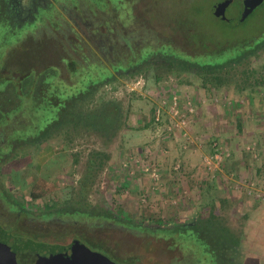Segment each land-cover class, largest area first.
I'll use <instances>...</instances> for the list:
<instances>
[{
	"label": "flooded vegetation",
	"instance_id": "flooded-vegetation-1",
	"mask_svg": "<svg viewBox=\"0 0 264 264\" xmlns=\"http://www.w3.org/2000/svg\"><path fill=\"white\" fill-rule=\"evenodd\" d=\"M236 2L209 12L227 21ZM166 4L0 0V233L15 249L44 258L77 241L114 264H244L250 220L211 138H240L258 117L264 30L243 45L192 42L193 24L161 22ZM150 96L200 115L220 156L212 185L173 212L142 204L124 174Z\"/></svg>",
	"mask_w": 264,
	"mask_h": 264
},
{
	"label": "rangeland",
	"instance_id": "rangeland-1",
	"mask_svg": "<svg viewBox=\"0 0 264 264\" xmlns=\"http://www.w3.org/2000/svg\"><path fill=\"white\" fill-rule=\"evenodd\" d=\"M217 1L220 0H166V5L157 8V15L164 23H179L184 19L190 26L193 24L195 33L189 40L213 47L230 42L243 45L248 43L243 41L255 38L264 30V4L261 9L253 10L239 0L227 14L230 19L220 21L209 12V7ZM33 60H38V57ZM158 104L155 96L144 102L140 125L130 134L126 145L124 174L142 204L151 210L166 213L175 211L180 204H187L203 193L212 185V177L217 178L219 172L213 168L208 170L203 163V159L212 156V153L208 131L200 122L201 116L194 115L184 104L163 110L156 107ZM152 105L158 111V123L153 121ZM175 111L177 116L173 115ZM257 114L254 123L235 141L230 139L223 144L220 136L211 139L230 154L222 171L225 177L229 172L234 173L235 181L239 183L234 195L238 197L239 210L246 213L250 220L252 235L247 240L264 250V201L253 199L246 189L247 183L254 177L253 169L262 162L259 155L264 144L255 137L259 138L264 128V103ZM182 116L184 125L179 119ZM247 146L253 148L252 153L246 150ZM238 163H242L243 173L234 172ZM176 164L180 166L178 172L172 171ZM144 168L149 171L144 173Z\"/></svg>",
	"mask_w": 264,
	"mask_h": 264
},
{
	"label": "water",
	"instance_id": "water-1",
	"mask_svg": "<svg viewBox=\"0 0 264 264\" xmlns=\"http://www.w3.org/2000/svg\"><path fill=\"white\" fill-rule=\"evenodd\" d=\"M263 0H243L244 3L255 8ZM231 1H225L213 7L216 16H222L220 8L227 6ZM232 3V2H231ZM10 237L0 233V264H114L97 252H91L77 241L69 245H56L47 253L44 258L32 255V251L20 248L15 249L14 241H8ZM244 249V264H254L261 261L264 263V251L255 242L248 240L241 246ZM22 250V251H21ZM33 257L34 259H31Z\"/></svg>",
	"mask_w": 264,
	"mask_h": 264
},
{
	"label": "built area",
	"instance_id": "built-area-1",
	"mask_svg": "<svg viewBox=\"0 0 264 264\" xmlns=\"http://www.w3.org/2000/svg\"><path fill=\"white\" fill-rule=\"evenodd\" d=\"M177 111H175L173 113L174 116H177ZM183 116L180 119V123L182 125H184V121L182 120ZM153 121L155 123L159 122L158 119V111H155L153 114ZM247 151H250L251 153L253 152V148H251L250 146L246 147ZM254 158H256V155L253 156ZM220 159V156L218 154L212 155L210 157H206L203 159V163L205 164V166L211 164L212 161H217ZM180 170V166L179 165H174L172 167V171L174 172H178ZM149 170L147 168L143 169V172L146 173ZM154 176V175H152ZM247 189V194L249 196H251L253 199L258 200V201H264V169H262V171L260 172L259 175H254V177L247 183L246 186Z\"/></svg>",
	"mask_w": 264,
	"mask_h": 264
},
{
	"label": "crops",
	"instance_id": "crops-1",
	"mask_svg": "<svg viewBox=\"0 0 264 264\" xmlns=\"http://www.w3.org/2000/svg\"><path fill=\"white\" fill-rule=\"evenodd\" d=\"M260 135V137L259 138H257V136L255 137L256 139H258L257 141L258 142H260L261 144H264V128H263V131L261 132V134H259ZM236 139H231V141H235ZM255 140V139H254ZM262 153H261V155H259V157L262 159V162H260V165L259 164H257V166H256V168H254L253 169V172H254V175H256L257 173V171H262V169H264V147L262 148ZM263 165V166H262ZM241 166H243L242 165V163H238V164H236V168H237V170L236 171H234L235 173L236 172H241V173H243L242 172V167ZM243 170H245V169H243ZM262 244V243H261Z\"/></svg>",
	"mask_w": 264,
	"mask_h": 264
},
{
	"label": "trees",
	"instance_id": "trees-1",
	"mask_svg": "<svg viewBox=\"0 0 264 264\" xmlns=\"http://www.w3.org/2000/svg\"><path fill=\"white\" fill-rule=\"evenodd\" d=\"M217 66H216L215 63H209V66H208V69L207 70H212L213 71V70H215L217 68ZM256 173H257V175H259L260 174V171H257Z\"/></svg>",
	"mask_w": 264,
	"mask_h": 264
}]
</instances>
